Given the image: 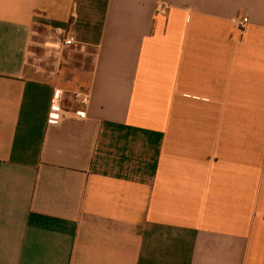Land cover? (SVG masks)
<instances>
[{
  "label": "crops",
  "instance_id": "crops-1",
  "mask_svg": "<svg viewBox=\"0 0 264 264\" xmlns=\"http://www.w3.org/2000/svg\"><path fill=\"white\" fill-rule=\"evenodd\" d=\"M0 264H264V0H0Z\"/></svg>",
  "mask_w": 264,
  "mask_h": 264
},
{
  "label": "built area",
  "instance_id": "built-area-1",
  "mask_svg": "<svg viewBox=\"0 0 264 264\" xmlns=\"http://www.w3.org/2000/svg\"><path fill=\"white\" fill-rule=\"evenodd\" d=\"M168 12L167 5L159 4L157 7V15L165 16ZM249 24V19L247 17H243L236 21V26L240 30H244L247 25ZM61 45L63 48H71V49H78V50H85L86 45L83 43H80L75 40V38L71 35L66 36L62 41ZM65 93L60 88H55L54 94L51 100V107L50 112L48 116V122L50 124H58L61 122L64 118L76 115L85 117L86 112L83 110L78 111H72L69 109H66L63 107V101H64ZM73 100L77 102L80 106H87L90 101V94L88 92L84 91H78L73 94Z\"/></svg>",
  "mask_w": 264,
  "mask_h": 264
},
{
  "label": "rangeland",
  "instance_id": "rangeland-1",
  "mask_svg": "<svg viewBox=\"0 0 264 264\" xmlns=\"http://www.w3.org/2000/svg\"><path fill=\"white\" fill-rule=\"evenodd\" d=\"M36 38L39 39L38 43L39 44H34L33 45V49H38V50H41L40 53L38 54H32L30 55V60H31V63L34 65V71H36L37 73H41V72H38V70H41L39 68V66H44L45 64V57H44V51L46 53V50L48 49V47L44 46L43 45V39L42 37H40L39 35H36ZM62 46V45H61ZM40 54V55H39ZM69 57V54L67 55ZM62 58V57H61ZM48 59V58H46ZM62 60V61H61ZM67 60V59H66ZM69 60V59H68ZM62 62L64 63V59H60L59 56H55L53 57V62H56L59 63V62ZM74 62V61H73ZM55 64V65H56Z\"/></svg>",
  "mask_w": 264,
  "mask_h": 264
}]
</instances>
